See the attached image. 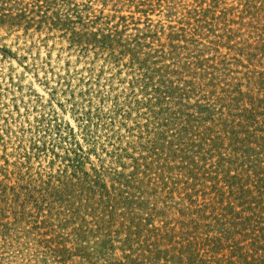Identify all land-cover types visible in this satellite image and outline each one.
<instances>
[{"label": "rangeland", "instance_id": "obj_1", "mask_svg": "<svg viewBox=\"0 0 264 264\" xmlns=\"http://www.w3.org/2000/svg\"><path fill=\"white\" fill-rule=\"evenodd\" d=\"M0 264H264V0H0Z\"/></svg>", "mask_w": 264, "mask_h": 264}]
</instances>
